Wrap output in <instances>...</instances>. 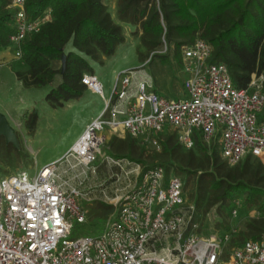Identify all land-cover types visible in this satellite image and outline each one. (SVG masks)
Instances as JSON below:
<instances>
[{
  "label": "built area",
  "instance_id": "1",
  "mask_svg": "<svg viewBox=\"0 0 264 264\" xmlns=\"http://www.w3.org/2000/svg\"><path fill=\"white\" fill-rule=\"evenodd\" d=\"M26 1L12 0L16 32L10 38L12 47L1 52L14 49L16 59L22 58L21 44L52 19L50 10L29 18ZM166 52L165 45L157 53ZM181 53L187 79L186 96L179 100L156 94L144 69L119 75L109 99L98 76L84 75L87 89L105 100L102 115L65 155L34 177L27 172L0 175V264H264V238L235 244L241 230L237 224L226 233L205 234L185 182L164 166L107 158L106 164L121 173L111 174L99 192L81 190L88 170L96 172L107 135H128L160 152L161 141L172 129L186 150L200 138L208 149L217 145L230 166L249 156L264 164V119L259 121L264 76L253 74L248 88L239 90L227 66L210 63L213 48L208 42L183 46ZM94 193L113 209L105 231L98 237L71 239L74 222L87 221L81 201H92L88 195ZM241 205V200L234 201L232 222H238ZM250 214L264 218V210Z\"/></svg>",
  "mask_w": 264,
  "mask_h": 264
},
{
  "label": "trees",
  "instance_id": "2",
  "mask_svg": "<svg viewBox=\"0 0 264 264\" xmlns=\"http://www.w3.org/2000/svg\"><path fill=\"white\" fill-rule=\"evenodd\" d=\"M106 1H26L29 18L36 19L50 10L52 19L21 44L20 60L26 69L17 70L15 76L25 91L50 87L61 77L62 82L45 98L48 108L56 110L83 97L87 89L82 83L84 75H95L91 62L103 66L126 44L121 24L136 29L142 61L154 54L152 60L159 57L171 64L174 59L181 67V48L202 40L213 48L210 63L227 66L237 89L248 88L253 74L264 76V0H117L116 19ZM11 5L12 0H0V52L12 47L10 38L16 32ZM164 45L167 52L158 54ZM64 54L66 70L62 74ZM27 116L26 129L33 135L39 115L32 111ZM2 143L4 138H0ZM107 145L116 159H129L146 167L161 165L168 173L184 174L186 196L188 183L194 178L195 191L190 194L192 200L188 199L197 208L205 234L210 233L202 219L212 213L218 218L219 233L231 229L230 212L235 200L242 202L238 221L252 210H264V164L257 158L249 156L230 166L221 158L217 145L208 149L196 138L195 147L186 150L176 133L164 136L161 151L151 155L150 164L143 159L145 146L128 135L125 139L113 137ZM98 205L111 209L103 203ZM262 238L264 218H246L234 243Z\"/></svg>",
  "mask_w": 264,
  "mask_h": 264
},
{
  "label": "rangeland",
  "instance_id": "3",
  "mask_svg": "<svg viewBox=\"0 0 264 264\" xmlns=\"http://www.w3.org/2000/svg\"><path fill=\"white\" fill-rule=\"evenodd\" d=\"M108 2H115V0H108ZM135 31L136 29L134 28H126L124 30L127 41L119 50L115 57L116 60L112 62L113 64L111 63L114 65L113 67L96 68V73L104 88V97L106 99L111 97L119 75L129 70L144 69V71L155 78L156 91L162 97L171 100L185 98L187 75L183 73L182 67L174 59H172L171 64L164 63L163 59L159 57L150 61H142L138 56L139 35H134ZM164 50L165 45L162 48V51ZM9 53L11 54L4 55L5 53H0V110L15 128L19 146L11 144L13 148L9 149L7 146L10 144H7L6 141L5 144H0V175L27 172L29 177H34L38 170L61 158L76 144L80 139L86 122L90 120L91 116H96L105 109V100L99 96L88 106L74 104L65 105L64 109L57 110L45 108L41 98L45 88L35 90L36 96H27L26 91L15 78V72L26 69V66L22 60L15 58L14 49ZM33 102L36 103L35 113L39 115L38 127L40 129L36 135L35 133L33 135L30 134L26 129L28 116L25 119L22 118ZM5 107L11 108L9 111L16 113L14 115L18 119L16 122L12 120ZM263 119L264 112L259 114V121ZM167 131L168 129H166ZM175 133L174 130L170 129L167 134ZM158 153L151 148L145 147L143 159L147 164H150L153 162L151 155ZM107 158L116 159L117 157L109 149L108 145L104 144L101 146V158L95 164L96 172L88 173V170L87 183L85 188H81L82 191L95 188L97 189L96 192H99L100 187H104L109 183L108 178L111 174L121 173L116 167H109L106 164ZM159 161L162 160L159 159ZM178 176L186 182L187 177L184 174ZM68 178H71V176L65 179ZM194 183V178H191L187 188V197L189 199H191L190 194L195 191ZM85 192L87 193L88 191ZM107 196L110 197L111 194L107 193ZM88 198H91L92 201H81L83 208L88 212L87 221L84 224L74 222L71 239L100 236L105 231L108 217L113 212L112 208L107 210L98 205V203L108 205L103 202L101 194H90ZM250 212L243 214L241 219L238 222H233V224H237L239 228L243 229L244 220L252 217ZM217 222L219 221L215 213L202 219L203 227L207 229L208 233L218 232L216 229Z\"/></svg>",
  "mask_w": 264,
  "mask_h": 264
},
{
  "label": "crops",
  "instance_id": "4",
  "mask_svg": "<svg viewBox=\"0 0 264 264\" xmlns=\"http://www.w3.org/2000/svg\"><path fill=\"white\" fill-rule=\"evenodd\" d=\"M116 3H117V0H115V2H108V0L106 1V4H107V6H108V9H109V11H110V13H111V15H112V17L114 18V19H116V12H117V9H116ZM123 27H124V30H126V28L127 29H130L131 27L129 26V25H126V24H121ZM1 53V52H0ZM2 54V53H1ZM4 54V53H3ZM11 53H9V52H7V53H5L4 55H10ZM15 59V58H14ZM116 59L114 58V59H111V60H105V64L103 65V66H99L98 64H96V63H93V62H91V64H92V66L94 67V69H95V75L96 76H98L97 75V73H96V68H98V67H101V68H109V67H113L114 65H112L113 63V61H115ZM112 63V64H111ZM182 67V66H181ZM144 75H147V76H149L152 80H153V83H154V88H153V91L156 93V94H158V95H160L159 93H158V91H156V80H155V78L152 76V75H150V74H148L146 71H144V73H143ZM15 78H16V76H15ZM98 78H99V76H98ZM16 80H17V78H16ZM99 80H100V78H99ZM18 82V81H17ZM62 82V79H61V77H57L56 79H55V82L53 83V85L52 86H50V87H47V88H45V91L43 92V95H42V100H43V102H44V104H43V106L45 107V108H47V105H46V103H45V98H46V96L48 95V93L51 91V89L52 88H55V87H57L60 83ZM19 83V82H18ZM20 84V83H19ZM21 85V84H20ZM35 91V90H34ZM34 91H26V95L27 96H36V94L34 93ZM186 94V93H185ZM161 96V95H160ZM99 96L98 95H96V94H94V93H92L90 90H88V89H86V91H85V93H84V95H83V97L80 99V100H78V101H70V102H68V103H65L64 104V106L62 107L63 109L65 108V105H74V104H79V105H81V106H88L93 100H95V99H97ZM30 98V97H29ZM38 98V97H37ZM6 108V107H5ZM7 109V113L12 117V120L14 121V122H16L18 119L14 116L16 113H13V112H11V111H9V109H11V108H6ZM35 109H36V103L35 102H33L32 103V105H31V107H29V109L26 111V114H25V116H22V118H26V116H27V114H29L30 112H32V111H35ZM59 109H61V108H59ZM57 110V109H56ZM15 112V111H14ZM104 112V109L102 110V111H100L96 116H91V118H90V120L88 121V122H86V124H85V126H84V128H83V131H82V133H81V135L83 134V132L86 130V128H87V126H89L93 121H95L96 119H98L101 115H102V113ZM19 118H21V117H19ZM39 127H38V124H37V128H36V131H35V135L37 134V132L39 131ZM80 135V136H81ZM113 137H110V136H108L107 135V140H108V143L110 142V140L112 139ZM60 159V158H59ZM58 159V160H59ZM57 161V160H56Z\"/></svg>",
  "mask_w": 264,
  "mask_h": 264
},
{
  "label": "water",
  "instance_id": "5",
  "mask_svg": "<svg viewBox=\"0 0 264 264\" xmlns=\"http://www.w3.org/2000/svg\"><path fill=\"white\" fill-rule=\"evenodd\" d=\"M61 63L63 69L62 74H64L66 70V54L63 55ZM0 138H4L7 144L19 146L17 132L15 128L11 125L7 116L3 114L1 110H0Z\"/></svg>",
  "mask_w": 264,
  "mask_h": 264
}]
</instances>
